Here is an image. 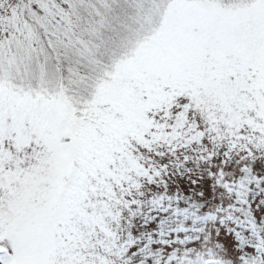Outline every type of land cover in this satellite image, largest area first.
<instances>
[{"label":"snow or ice","instance_id":"1","mask_svg":"<svg viewBox=\"0 0 264 264\" xmlns=\"http://www.w3.org/2000/svg\"><path fill=\"white\" fill-rule=\"evenodd\" d=\"M124 3L128 22L71 78L25 86L0 75V264H78L57 259V225L99 222L85 212L95 207L85 188L102 187L118 159L136 168L130 144L163 138L167 125L156 121L171 110H180L176 127L197 110L213 131L248 128L264 143V0Z\"/></svg>","mask_w":264,"mask_h":264},{"label":"rangeland","instance_id":"2","mask_svg":"<svg viewBox=\"0 0 264 264\" xmlns=\"http://www.w3.org/2000/svg\"><path fill=\"white\" fill-rule=\"evenodd\" d=\"M97 12L104 16L103 26ZM132 14L124 0H16L4 5L0 75L7 73L14 84L25 86L67 80L107 49L118 22L127 23ZM84 33L97 34L107 47L92 52ZM65 61L70 64L63 70ZM179 111L156 121L167 125L163 138L153 140L149 134L147 144H130L136 168L127 166L126 157L109 165L112 175L102 178L103 186L87 201L95 207L85 209L99 217L98 223L78 219L71 228L57 225L65 229L60 233L64 254L58 260L264 264V143L248 128L233 134L218 123L213 131L207 114L197 110L185 113L176 127ZM173 129L177 135L170 138ZM197 132L199 138L192 139Z\"/></svg>","mask_w":264,"mask_h":264},{"label":"trees","instance_id":"3","mask_svg":"<svg viewBox=\"0 0 264 264\" xmlns=\"http://www.w3.org/2000/svg\"><path fill=\"white\" fill-rule=\"evenodd\" d=\"M15 3H16V0H6L4 5H5L6 8H8L10 5H12V4L14 5ZM108 26H109V28H112L113 22L112 21L109 22ZM101 29H103V27L99 28V31ZM84 35H85V37H87L89 46L92 47V52H101L102 48L107 47L106 40H104V39L102 40L101 38H97L96 37L97 34L90 35V37L86 33H84ZM69 64L70 63H67V61L63 62V64L61 62L60 67H64L65 66L63 70H66L67 69V65H69Z\"/></svg>","mask_w":264,"mask_h":264},{"label":"clouds","instance_id":"4","mask_svg":"<svg viewBox=\"0 0 264 264\" xmlns=\"http://www.w3.org/2000/svg\"><path fill=\"white\" fill-rule=\"evenodd\" d=\"M90 183H91V186L85 188L86 202L93 196V194L95 193V191L98 187L95 180H92ZM93 189H95V191ZM77 220H78V218L72 217L68 220V222L66 224L68 225L69 228L74 227Z\"/></svg>","mask_w":264,"mask_h":264}]
</instances>
